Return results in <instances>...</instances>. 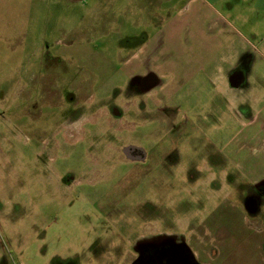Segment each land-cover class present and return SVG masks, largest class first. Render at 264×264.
<instances>
[{"label":"rangeland","instance_id":"374dc122","mask_svg":"<svg viewBox=\"0 0 264 264\" xmlns=\"http://www.w3.org/2000/svg\"><path fill=\"white\" fill-rule=\"evenodd\" d=\"M236 29L257 55L249 84L258 106L250 89L223 96L204 77L189 83L209 89L188 96L186 72L231 68L216 63L218 42ZM250 31L264 34L262 0H0V264H126L140 237L165 231L207 264L218 249L242 255L253 226L251 247L264 248V223L243 211L239 190L264 181V56ZM139 64L161 80L147 95L128 94ZM180 121L200 128L186 130L177 160L149 170L124 156L128 145L154 153ZM185 157L236 180L187 177L176 169Z\"/></svg>","mask_w":264,"mask_h":264},{"label":"flooded vegetation","instance_id":"af4514ba","mask_svg":"<svg viewBox=\"0 0 264 264\" xmlns=\"http://www.w3.org/2000/svg\"><path fill=\"white\" fill-rule=\"evenodd\" d=\"M138 72H133L130 74V86L128 94H143L147 95L150 93L149 91L155 90L159 83H161V80L157 76V74L152 70H142L140 71V64L138 65ZM245 69V65H238L237 68L233 72H242ZM232 73V72H231ZM52 77L56 80L59 78L58 75L53 72L51 73ZM56 75V77H55ZM75 81H72L74 83ZM78 82V81H76ZM55 85L57 87H54L51 91H55L53 97L58 96V88L59 83L57 82ZM160 86V85H159ZM74 87V86H73ZM72 95L77 96V92L72 90H67L66 93L63 94L64 101H73ZM52 97V98H53ZM139 105H142L139 103ZM119 108L116 106L110 107V113L113 115H117ZM196 109H193L194 111ZM84 109L80 108L78 113L76 114V117L73 119L74 121L80 119L82 117V114L84 113ZM119 116V115H118ZM199 117V116H198ZM72 121V120H71ZM68 122V124L71 123ZM204 119L202 118V122ZM73 122V121H72ZM200 122V121H198ZM87 123V122H84ZM92 123V122H90ZM198 129L200 126H198V123H196V126L191 123H187V121H180L178 123H172L171 127L165 133L163 136L159 137L155 152L151 153L149 150L145 151V149L142 146H135V145H128L126 147L132 146L135 148H138L140 151L136 152L133 151L130 154V157L128 158L124 152V156L130 160H136L137 162L141 163V167L145 169V165L147 163H150L153 167L149 170L154 169L156 166L161 165L162 161L170 160H177L176 153L178 150V145L181 144L183 135L185 134L187 129ZM169 144V146L165 149L161 150V147L165 144ZM125 147V148H126ZM124 150V149H123ZM184 159V160H183ZM189 157L181 158L180 160H183L184 163L179 168H176L179 170V173H184L185 176L190 177V175H193L195 173H202V174H209L211 171L214 175H220L223 174L224 181L228 179V181H231L232 184L235 182L236 177L232 173H228L225 171V168L219 167L212 164H204L203 167H198L197 165H192V163L189 160ZM209 160V159H208ZM206 159H205V161ZM148 169V168H147ZM177 174V173H176ZM64 183L69 184L71 182V179L68 180L67 178H63ZM217 185H219L221 189V184H219V181H216ZM238 182H241L240 180ZM215 184V185H216ZM244 187V194L241 199V206L243 211L249 215V217L252 215L254 218L260 217L261 221H264V181H249L245 183H241L239 190L242 186ZM213 186V185H212ZM209 187H211L209 185ZM236 194V192H235ZM245 203L248 208H250V211H254L256 209L255 203H258V208L256 209L255 214H249V212L245 208ZM160 204V203H159ZM144 208L151 209L150 204H146L143 206ZM152 210H156V207L153 206ZM180 234V233H179ZM177 231H165V232H153L148 233L145 236L140 237L139 241H136L134 247H133V256H131L126 264H204L201 262V260L197 257L195 250L191 247V245L187 242L186 239L183 238V235H179Z\"/></svg>","mask_w":264,"mask_h":264},{"label":"crops","instance_id":"0c3cea01","mask_svg":"<svg viewBox=\"0 0 264 264\" xmlns=\"http://www.w3.org/2000/svg\"><path fill=\"white\" fill-rule=\"evenodd\" d=\"M264 2V0H262ZM222 19L224 21V25L226 24H230L229 21L227 22L226 18H224V16H222ZM236 31L238 33H232L234 37H229V36H225L223 38H221L219 40V52L221 55L218 56V59L216 63H222V64H228L231 65V68L227 71V73L223 74L220 67L218 68V74L216 73H208L206 71H201L199 72L201 69H193L190 70L191 72H186V83L190 86L187 89V95H194V94H204L203 89H205L207 91V88L209 89V86H207V84L205 85H198V84H194L189 83V82H193L196 81L197 77H204L205 80L207 81L206 83H208V80L211 79L210 81H212V88L215 89L217 92H220L219 94L225 96L229 90H238V91H243L245 92V90H251V94H250V106L252 107H257L258 103L260 101V96L257 93L256 90L253 86H251L249 84V79L252 77L251 75V67L253 66V63H255V58L257 57V55L253 54V49H250V53L247 51V47L248 44L250 42V40L248 39V37H246L244 34H242L240 32L239 29H236ZM250 35H252L253 39H257V43L260 44L261 46V56H264V34H259L257 31H250ZM213 44L209 43V48L212 47ZM252 50V52H251ZM251 55V57H250ZM245 58L246 63H245V69L242 71V75H243V81L242 83L238 86V87H231L228 83V76L230 75L231 72H233L237 66L238 63L241 62L242 58ZM186 59L184 58H178V57H173V61H185ZM199 63L200 64H204L205 61H203L204 59H199ZM216 61V60H215ZM186 64H192L191 61H185ZM241 72V71H240ZM198 74V75H197ZM209 81V82H210ZM175 88V87H174ZM180 89V88H179ZM179 89H175L174 91L177 92ZM208 93V92H207ZM228 101L231 102V104H235V100L233 99V97H229ZM242 101V100H241ZM241 103V102H240ZM242 103H245L242 101ZM253 223H264V221H261L260 219H255ZM249 230L251 232H253V234H251V232L249 233H244V235L242 234L241 238H240V242H242L243 244L246 245V248L243 250V254L239 255L237 251H235V249L233 250L230 249L229 247H227V250L224 251V254H222V252H220V250L218 249L215 252V257L213 259H210V261L212 262V264H215L216 260L221 258V256L223 257V261L225 264H242L243 262H245L246 259H248L249 264H251L252 262L256 261V264H264V248H253L251 247V238L254 236L256 237L258 234V231H255L254 226L251 228H249ZM264 230V229H263ZM262 234H260L259 236H261ZM237 239V237L235 238ZM257 240V238H255ZM196 253V251H195ZM197 255V253H196ZM198 257V256H197ZM201 262H203L204 264H207L206 262H204L201 259Z\"/></svg>","mask_w":264,"mask_h":264},{"label":"water","instance_id":"95a60500","mask_svg":"<svg viewBox=\"0 0 264 264\" xmlns=\"http://www.w3.org/2000/svg\"><path fill=\"white\" fill-rule=\"evenodd\" d=\"M243 81V75H242V72H232L230 73V75L228 76V83L231 87H238ZM133 151H136V152H139L140 150L138 148H135V147H132V146H129V147H126L124 148L123 152L124 154L128 157V158H132L130 157V154L133 152ZM256 207L258 208V203H255ZM245 208L246 210L249 212V214H255L256 213V209H254V211H250V208H248L246 206V203H245Z\"/></svg>","mask_w":264,"mask_h":264}]
</instances>
